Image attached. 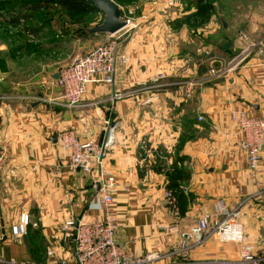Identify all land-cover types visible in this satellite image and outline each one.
Segmentation results:
<instances>
[{"label": "crops", "instance_id": "1", "mask_svg": "<svg viewBox=\"0 0 264 264\" xmlns=\"http://www.w3.org/2000/svg\"><path fill=\"white\" fill-rule=\"evenodd\" d=\"M178 13L166 23L156 15L134 21L118 51L113 86L90 84L76 108L54 103L62 94L56 60L0 74V264L74 263L75 239L62 233L64 223L102 219L105 211L95 175L71 171L70 151L59 139L70 131L81 143L101 144L115 123L103 171L118 183L112 211L125 250L159 254L154 264H244L239 246L213 236L198 243L192 233L202 217H217L219 204L243 212V246L264 247V152L253 179L232 119L242 110L264 117V55L246 48L215 67L211 48H193L187 29L174 31L175 20L189 14ZM94 37L73 38L70 52L52 40L47 45L68 64L98 45ZM176 166L190 177L172 190L166 172ZM25 222V236L12 240V228Z\"/></svg>", "mask_w": 264, "mask_h": 264}, {"label": "built area", "instance_id": "2", "mask_svg": "<svg viewBox=\"0 0 264 264\" xmlns=\"http://www.w3.org/2000/svg\"><path fill=\"white\" fill-rule=\"evenodd\" d=\"M127 22L128 29L131 22L129 20ZM113 37L109 36L108 39L86 54L77 55L73 63L59 73L57 82L62 94L54 100L56 105L64 108H76L82 104L90 84L101 83L113 86L119 64L118 51L123 42H118V38ZM250 50H256L261 56L264 55V36L253 44ZM236 61V59L233 60L234 63ZM164 78L165 75L161 74L153 81L157 83ZM193 90V84H187V92L190 94ZM115 97L121 100L124 95L117 94ZM4 99L0 98V100ZM27 100H33V98ZM232 119L238 126L241 148L247 154L250 176L256 179L260 172L264 152V117H256L250 110H242L234 113ZM201 120H203L202 117L199 118V121ZM116 130V127L110 128L107 137L101 144L81 143L74 138L70 131L63 133L59 139L63 148L70 151V170L91 177L95 175L96 183L101 188L97 195L98 201L105 211L102 219L83 221L71 218L64 223L62 233L67 238L75 239L73 264H154L161 260L159 254H146L137 257L117 242L116 235L119 224L112 210L114 192L118 183L116 178L103 171L105 149L115 143ZM262 190L264 192V187ZM167 198L173 213L178 215L175 198L171 194H168ZM240 219V208L232 209L219 204L217 217L213 220L209 216L202 217L192 233L198 243L202 242L205 237L213 236L222 243L242 244L245 240V231ZM26 232L27 223L18 224L11 230V239L19 240L25 236ZM241 257L244 264H259V260L245 250ZM9 264L18 263L10 261ZM49 264L68 263L55 259Z\"/></svg>", "mask_w": 264, "mask_h": 264}, {"label": "rangeland", "instance_id": "3", "mask_svg": "<svg viewBox=\"0 0 264 264\" xmlns=\"http://www.w3.org/2000/svg\"><path fill=\"white\" fill-rule=\"evenodd\" d=\"M36 1L38 0H0V74L4 73V71L11 72L14 66L17 69L20 66H26L29 72L36 71L39 68L37 66L42 65L41 62H45V59H47L48 61H58L57 63L60 65L56 68L59 75L62 70L73 63L77 55H80L75 53L67 59L68 64H63L60 61L63 62L64 58L67 57L61 52H70V47L74 43L72 41L73 38L76 39L83 29L93 28L102 24L103 14L97 9L82 16H69L56 3L48 4L46 9L38 11L23 9V6ZM113 1L123 11L124 20L131 22L129 28L138 19L153 21V16L156 15L161 16L163 23H166L174 16V13H178L177 10H180V13L183 14L189 13L188 16L176 19L172 28L174 31L187 29L188 35L196 41L193 48L195 46L211 48L213 51L211 56L218 58V62L214 64L215 67H220L222 62L228 64L242 50L250 48L264 36V0ZM176 4H179L180 7H176ZM205 6L211 8L210 12H207L204 16L191 17L192 12L196 11L197 7L202 8ZM18 13H28L31 17L27 21L15 23L13 15ZM79 21L82 24H78L77 22ZM129 28L121 31L113 38H118V42L127 40L132 33L129 32ZM108 37L103 35L94 38L98 39L99 45ZM51 40L54 44L61 45L63 47L62 51H58L54 55L55 51L49 47V43V46L47 45V42ZM227 46H229L227 50H221V47ZM160 81L162 80L158 82ZM112 127L118 129V124L115 123L110 128ZM243 218L242 212L241 223H243ZM260 234L264 237V226H262ZM229 244L235 247L239 246L241 252L245 250L259 260V264H264V247L255 248L257 245L253 244L243 246L244 242L242 244Z\"/></svg>", "mask_w": 264, "mask_h": 264}, {"label": "trees", "instance_id": "4", "mask_svg": "<svg viewBox=\"0 0 264 264\" xmlns=\"http://www.w3.org/2000/svg\"><path fill=\"white\" fill-rule=\"evenodd\" d=\"M56 3L59 5L63 10H65L69 16L78 15L82 16L88 13H91L94 9H96L89 1H80V0H47V1H36L29 5L23 6L25 10L28 11H38L40 9H46L48 4ZM209 7L205 6L202 8H196V11L192 14L191 17H197L206 14L207 12H210ZM13 20L16 22L21 21H27L30 19V15L28 13L21 14L18 13L16 15H13ZM78 24H82V22H77ZM90 35L85 32L83 29L82 32L79 33L78 37L76 39H88ZM185 158L181 159L179 163L182 165L185 162ZM155 171H158L157 168H154ZM190 172L182 168H176L174 167L173 170L166 172V176L169 180V189L172 190H178L180 189V183L186 182L189 180ZM185 214V208L184 206L181 209V215Z\"/></svg>", "mask_w": 264, "mask_h": 264}, {"label": "water", "instance_id": "5", "mask_svg": "<svg viewBox=\"0 0 264 264\" xmlns=\"http://www.w3.org/2000/svg\"><path fill=\"white\" fill-rule=\"evenodd\" d=\"M89 2L103 14L101 25L85 29V32L90 36H115L128 27L123 11L113 0H89ZM228 48L229 46L223 49L227 50ZM58 77L56 76V78Z\"/></svg>", "mask_w": 264, "mask_h": 264}]
</instances>
